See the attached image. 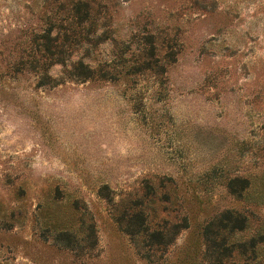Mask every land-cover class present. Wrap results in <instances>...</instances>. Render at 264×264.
Wrapping results in <instances>:
<instances>
[{"label": "rangeland", "instance_id": "obj_1", "mask_svg": "<svg viewBox=\"0 0 264 264\" xmlns=\"http://www.w3.org/2000/svg\"><path fill=\"white\" fill-rule=\"evenodd\" d=\"M48 17L87 33L71 61L107 79L49 62L58 84L39 85ZM107 197L188 228L147 262ZM228 210L248 219L235 264H264V0H0V264H207Z\"/></svg>", "mask_w": 264, "mask_h": 264}, {"label": "trees", "instance_id": "obj_2", "mask_svg": "<svg viewBox=\"0 0 264 264\" xmlns=\"http://www.w3.org/2000/svg\"><path fill=\"white\" fill-rule=\"evenodd\" d=\"M73 11L75 12L73 18L76 26H84L91 20L90 8L86 3H80L79 5H73ZM84 7V11L82 10ZM46 22L44 30L40 33H35L31 37L30 43L32 47L38 52H41V56L46 62H44L40 68L39 66L32 65L33 69L39 68L42 75L39 85H50L54 82L51 79L48 71L50 65H62L66 68L65 76L69 81L85 82L101 78L103 80L108 78V75L103 71V64L98 65L96 68L84 63L81 59L73 62L72 60V48L73 46H79V43H89V37L86 36V32L72 30L63 27L62 23H58L57 20L53 21L51 18L44 19ZM57 30V33H56ZM62 32H64L62 34ZM26 52L29 50L26 49ZM154 52L152 51L151 54ZM29 52L28 58L31 57ZM153 57V55H150ZM105 65V63H104ZM54 85V86H55ZM100 191L101 196L104 195V190ZM107 202L113 206L115 213V222L119 229L129 236L131 244L133 245L138 256L143 260L150 263H158L160 258L158 253L167 252V249L175 242L177 236L181 231L188 228L187 221L178 222L175 224L165 223L162 226L153 227L148 221V215L146 211H143V202L136 201L135 203L130 200L128 202L116 203L114 199L106 198ZM121 207H124L122 211H119ZM115 208V209H114ZM248 224V219L245 215L228 210L211 221L204 228V237L206 241V261L207 264H235L234 257L236 253L240 252L241 243L235 241L233 237L237 232L243 231ZM80 223V227H81ZM89 229L94 234V241L96 239L95 225L91 224ZM58 241L63 240L67 242L75 241L76 234L71 231L59 232L56 237ZM256 237L250 241L253 251L256 250ZM97 243V241H96ZM94 243V244H96ZM72 244H68L70 248Z\"/></svg>", "mask_w": 264, "mask_h": 264}]
</instances>
